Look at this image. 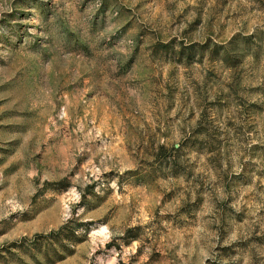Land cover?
I'll return each mask as SVG.
<instances>
[{
  "label": "rangeland",
  "instance_id": "1",
  "mask_svg": "<svg viewBox=\"0 0 264 264\" xmlns=\"http://www.w3.org/2000/svg\"><path fill=\"white\" fill-rule=\"evenodd\" d=\"M6 249L264 264V0H0Z\"/></svg>",
  "mask_w": 264,
  "mask_h": 264
},
{
  "label": "trees",
  "instance_id": "2",
  "mask_svg": "<svg viewBox=\"0 0 264 264\" xmlns=\"http://www.w3.org/2000/svg\"><path fill=\"white\" fill-rule=\"evenodd\" d=\"M14 248H15V247H14ZM7 250H8V249L0 251V255H1L2 253H4V252H8Z\"/></svg>",
  "mask_w": 264,
  "mask_h": 264
}]
</instances>
